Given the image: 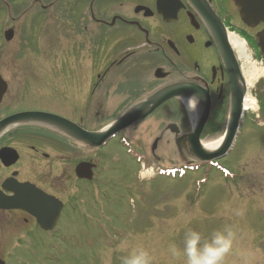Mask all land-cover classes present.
I'll return each instance as SVG.
<instances>
[{
	"label": "flooded vegetation",
	"instance_id": "flooded-vegetation-1",
	"mask_svg": "<svg viewBox=\"0 0 264 264\" xmlns=\"http://www.w3.org/2000/svg\"><path fill=\"white\" fill-rule=\"evenodd\" d=\"M204 2L226 33L235 29L247 51L261 57L264 68L258 39L264 25L243 23L233 0ZM237 19L240 25L233 26ZM44 36L50 42L46 50ZM23 47L30 53L66 57L60 66L44 65L58 67L53 89L51 80L49 90L26 87L19 63ZM222 50L220 30L209 28L189 0H0V264L20 259V250L32 258L39 243L49 244L54 233L65 230L73 200L70 182L102 183V173L109 174L111 167L103 171L99 161L112 142L135 166L151 165L161 176L162 155L153 153L168 145L178 147L177 141L191 132L181 133V112L175 106L181 99L146 112L98 148L19 116H54L82 131L98 132L102 129L87 124L109 120L108 127L168 88L192 86L210 100L203 132L216 133L226 121L228 125L232 95L245 86L235 52L238 75L230 73ZM28 76H33L31 71ZM171 105L166 116L165 108ZM261 129L264 132V124ZM182 147L188 149L187 143ZM191 163L195 170L217 164ZM81 164L91 167L86 171L90 179L77 176Z\"/></svg>",
	"mask_w": 264,
	"mask_h": 264
},
{
	"label": "rangeland",
	"instance_id": "rangeland-1",
	"mask_svg": "<svg viewBox=\"0 0 264 264\" xmlns=\"http://www.w3.org/2000/svg\"><path fill=\"white\" fill-rule=\"evenodd\" d=\"M232 24L240 25L239 19ZM229 32L236 34L235 29ZM26 42L30 46L31 41ZM49 43L44 36V50L49 49ZM247 54L251 63L264 71L261 57H254L249 50ZM65 58L55 52L30 53L23 47L19 63L25 70L26 87L49 90L47 82L59 78L58 67L44 65L60 66ZM30 71L32 77L28 76ZM47 93L56 99V94ZM245 97L256 101V107L242 114L243 122L230 151L214 167L195 170L187 148L167 144L169 147L153 153L162 155L159 166L165 171L156 176L151 165L135 166L124 149L113 148L112 142L99 161L103 171L111 167L109 174L102 173V183L70 182L73 200L65 230L54 233L49 244L39 243L32 258L26 259L30 254L18 251L20 259H10V264H121V258L135 247L146 249L152 264H184L183 257H172L171 244L182 248L189 229L207 237L226 226L233 231L234 241L224 264H264V74L248 88ZM175 106L182 113L181 133L187 135L192 128L187 111L179 100ZM172 108H165L166 116ZM109 123L101 120L87 125L99 130ZM226 124L216 133L202 132L201 143L222 139ZM175 168L181 169L175 173Z\"/></svg>",
	"mask_w": 264,
	"mask_h": 264
},
{
	"label": "water",
	"instance_id": "water-1",
	"mask_svg": "<svg viewBox=\"0 0 264 264\" xmlns=\"http://www.w3.org/2000/svg\"><path fill=\"white\" fill-rule=\"evenodd\" d=\"M192 6L200 13L205 23L209 28H216L220 30L222 34L223 50L222 56L226 65L238 75V67L236 59L231 47L228 44L227 33L219 22V20L211 12L210 8L204 2V0H189ZM235 7L238 10L240 20L248 26H256L260 23L264 25V0H233ZM259 48L261 54L264 57V31L258 35ZM242 83V81H241ZM246 89L242 85L241 93L239 95H232L230 114L228 119V125L225 131L222 141L217 150L213 152H207L202 148L200 136L205 127L210 113V100L207 94L202 93L198 88L192 86H179L168 88L157 95L153 96L148 102L143 103L134 111H131L124 115L116 123L98 131V132H86L79 129L77 126L70 122L62 120L60 118L44 115V114H27L21 115L19 118L31 119L37 122H42L55 129L68 133L72 138L77 141L83 142L94 148L103 146L110 139L115 137L121 130L130 126L133 122L145 117L146 114L152 112L162 104L173 100L182 98H196L201 102L200 117L195 126L192 127L190 134L183 137L182 141H177V146L182 147L183 143H187L188 153L196 161L200 163H210L225 157L230 151L235 138L237 136L238 126L240 118L243 114V97ZM148 109V110H147ZM148 112V113H146ZM90 166L87 164H81L77 168V176L79 178L90 179L91 175L86 174L89 171Z\"/></svg>",
	"mask_w": 264,
	"mask_h": 264
},
{
	"label": "clouds",
	"instance_id": "clouds-1",
	"mask_svg": "<svg viewBox=\"0 0 264 264\" xmlns=\"http://www.w3.org/2000/svg\"><path fill=\"white\" fill-rule=\"evenodd\" d=\"M233 241L234 233L227 226L207 237L189 229L184 234L182 248L173 243L169 252L173 258L183 257L184 264H224L226 255L232 250ZM121 264H152V257L143 247H135L121 258Z\"/></svg>",
	"mask_w": 264,
	"mask_h": 264
},
{
	"label": "bare ground",
	"instance_id": "bare-ground-1",
	"mask_svg": "<svg viewBox=\"0 0 264 264\" xmlns=\"http://www.w3.org/2000/svg\"><path fill=\"white\" fill-rule=\"evenodd\" d=\"M227 40L229 46L235 52L237 60L242 64L244 85L248 91V88L253 87L254 83L264 74V71L258 69L255 64L251 63V59L247 54L245 42H243L236 34L227 32ZM181 101L187 111L192 127L195 126L202 110L201 102L196 98H182ZM255 102L256 101L249 97L245 99L243 102V113L253 110L256 107ZM221 141L222 139L203 142L202 148L207 152H213L218 149Z\"/></svg>",
	"mask_w": 264,
	"mask_h": 264
}]
</instances>
